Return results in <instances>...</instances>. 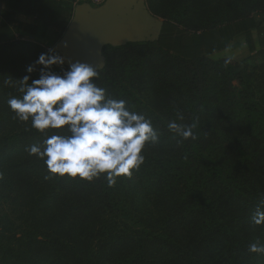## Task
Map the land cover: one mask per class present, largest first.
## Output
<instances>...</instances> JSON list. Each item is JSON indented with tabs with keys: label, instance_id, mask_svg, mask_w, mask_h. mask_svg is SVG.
<instances>
[{
	"label": "trees",
	"instance_id": "obj_1",
	"mask_svg": "<svg viewBox=\"0 0 264 264\" xmlns=\"http://www.w3.org/2000/svg\"><path fill=\"white\" fill-rule=\"evenodd\" d=\"M157 1L166 2L163 13ZM0 2L1 86L27 74L26 67L48 51L42 42L49 34L61 38L73 7L63 0ZM214 3L146 0L148 10L164 18L159 40L104 47L105 66L96 80L114 99H130L132 105L142 102L131 88L152 91L156 84L165 95L153 92L151 99L187 105L167 119L194 125L197 138L177 143L172 135L174 158L152 159L146 171L149 188L158 195L173 197L179 189L173 203L176 219L129 224L115 185L109 187L103 175L88 182L51 174L35 156L17 160L29 149L19 152V144L42 146L59 130L42 134L28 127L9 140L2 137L8 126L0 120V166L10 164L23 173L19 206L25 223L22 228L0 224V264H264V255L248 251L253 242L264 244V225L251 222L264 198V0H244L232 20L213 17ZM233 23L236 35L223 44L211 41L218 29ZM234 37L246 44V61L206 57ZM166 63L162 76L156 74L155 68ZM67 191L99 202L68 205L61 199ZM191 220L196 221L193 234L184 229Z\"/></svg>",
	"mask_w": 264,
	"mask_h": 264
},
{
	"label": "clouds",
	"instance_id": "obj_2",
	"mask_svg": "<svg viewBox=\"0 0 264 264\" xmlns=\"http://www.w3.org/2000/svg\"><path fill=\"white\" fill-rule=\"evenodd\" d=\"M65 63V57L54 49L41 53L26 67V75L13 78L20 95L10 97L7 105L14 119L30 122L37 132L59 130L48 135L42 146L28 149L51 174L88 182L103 175L112 187L118 177H131L141 167L146 146L158 143L159 133L149 117L130 111L125 100L112 98L97 85V68L68 61L65 69ZM53 66L61 71H53ZM37 71L38 77L33 79L32 73ZM178 119L183 116L178 114ZM167 128L178 138L177 143L197 138L194 125L169 121ZM251 222L264 225V198ZM248 251L264 255V244L253 242Z\"/></svg>",
	"mask_w": 264,
	"mask_h": 264
},
{
	"label": "rangeland",
	"instance_id": "obj_3",
	"mask_svg": "<svg viewBox=\"0 0 264 264\" xmlns=\"http://www.w3.org/2000/svg\"><path fill=\"white\" fill-rule=\"evenodd\" d=\"M144 1L146 3V0ZM243 2L244 0H215V3L211 7L212 16L218 18L219 16L226 15L228 16V19L232 20L234 18V12L237 9L242 8ZM155 5L158 12L163 13L166 10L165 1H157ZM152 15L159 22H164V18H162L161 16H156L154 14ZM234 26L235 25L233 23V25L231 26L229 25L221 27L216 31V33L211 35V41L213 43L216 42L217 44H223L228 37L230 39L231 37L236 35ZM237 40L238 39L234 37V40L232 39L228 44H234L235 42L239 41ZM56 42L57 41L54 36L51 35L50 39L42 42V46L49 50L53 48ZM102 55L103 61L105 62V56L103 53ZM249 56L250 54L248 53V51H244L242 47L237 46L235 49H230L229 46H227L220 51L208 54L206 57L211 61H216L218 59H228L234 62H244ZM166 62L168 61L166 60ZM157 68H155V73L157 71L160 76H162V72L169 68V64L166 63L164 66H157ZM37 77V74L32 73L33 79ZM14 79L10 80L7 83L8 85L3 84L0 86V120L2 121L1 125L8 126L5 134L2 137L9 140L11 136H16L19 132L30 127V122L21 123L14 119L13 113L9 110V107L7 105V100L11 97H7V95L11 94L12 92H17L15 87L17 82ZM125 85H128V83L126 82ZM144 87L146 86H143V88ZM151 88L152 87H150L149 90H143L141 89L140 85H137L130 89L131 92H133L135 96L140 99L142 104L132 105L130 103V99H123L127 102L130 111L142 113L145 116L149 117L154 128L159 133V142L156 144H148L146 146L143 153L145 155V161L141 165V167L138 170H134L131 177H118L115 184V190L117 192L120 203L119 207L123 208L126 212L129 224H132V221L138 220H149L150 222L161 223L168 222L170 218L176 219V216L173 214V212L175 211L173 209V203L179 195V189L173 197H164L162 196V193L158 195L153 189L149 188V183L146 179V171L148 169V163L152 159H161L165 161L174 158L172 152L174 150V147L176 148L177 146L175 145L174 141H172V135L174 136V134L171 133L167 128V124L169 122V120L167 119V114L170 112L179 111V108L184 104L182 103V100L170 99L164 101L162 97L151 99L150 96H153V92H155L156 95L164 94V89L162 91H159V84L153 85L152 91ZM164 88L166 87L164 86ZM107 94L114 98L113 94H110L108 92ZM18 96L19 95H17V97ZM186 106L187 105H184V107ZM185 125H187V123H185ZM9 142H12V140ZM27 148L29 147L24 148L23 143L18 145L19 152ZM30 157H32V155H29V153L23 155L21 152L17 157V160H24L25 158ZM13 168V165L10 164L0 166V224L6 226V224L9 222L15 227L22 228L25 223L23 222L21 207L19 206V196L20 189L22 188L21 182L23 181L21 179V174L23 175V173L19 174V172L15 168ZM28 179L34 181V173L32 177ZM61 199L68 205L75 206H78L80 202H84V204L88 203L89 205H93L96 203L98 204L99 202V200H97L92 195L79 197L78 195H74L70 191L62 193ZM86 199L87 201H85ZM190 223L191 224H186V227L184 229L185 232L193 234V232L195 231V229L193 228L196 227V221L191 220Z\"/></svg>",
	"mask_w": 264,
	"mask_h": 264
},
{
	"label": "water",
	"instance_id": "obj_4",
	"mask_svg": "<svg viewBox=\"0 0 264 264\" xmlns=\"http://www.w3.org/2000/svg\"><path fill=\"white\" fill-rule=\"evenodd\" d=\"M161 32L162 23L144 0H106L98 8L83 3L73 8L66 30L52 49L65 57L66 67L68 61H81L102 70L104 47L155 43Z\"/></svg>",
	"mask_w": 264,
	"mask_h": 264
},
{
	"label": "crops",
	"instance_id": "obj_5",
	"mask_svg": "<svg viewBox=\"0 0 264 264\" xmlns=\"http://www.w3.org/2000/svg\"><path fill=\"white\" fill-rule=\"evenodd\" d=\"M63 1H66V0H63ZM19 18H23V16H19ZM261 19V17L260 16H256V18H255V20L257 21V22H259V20ZM51 35L52 34H49L48 35V39H50V37H51ZM252 38H253V41H254V45H255V48H256V50H259V45H258V38H257V32H256V30H253L252 31ZM233 40H234V38H233ZM239 40V41H238ZM237 41H238V47H242L243 48V50L245 51V50H247V47H246V44L241 40L240 41V39H238ZM234 44H236V42L234 43ZM234 44H231L230 43V45H228L229 46V48L231 49V48H233V49H235L236 47L234 46ZM248 51V50H247Z\"/></svg>",
	"mask_w": 264,
	"mask_h": 264
},
{
	"label": "built area",
	"instance_id": "obj_6",
	"mask_svg": "<svg viewBox=\"0 0 264 264\" xmlns=\"http://www.w3.org/2000/svg\"><path fill=\"white\" fill-rule=\"evenodd\" d=\"M68 1L71 6L74 8L78 4H89L92 8H98L102 6L106 0H66Z\"/></svg>",
	"mask_w": 264,
	"mask_h": 264
}]
</instances>
